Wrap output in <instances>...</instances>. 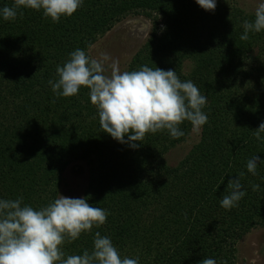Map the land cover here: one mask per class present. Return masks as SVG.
<instances>
[{"label": "trees", "instance_id": "obj_1", "mask_svg": "<svg viewBox=\"0 0 264 264\" xmlns=\"http://www.w3.org/2000/svg\"><path fill=\"white\" fill-rule=\"evenodd\" d=\"M13 3L0 0V9ZM128 15H144L151 28L126 70L173 69L207 96L208 122L175 165L166 154L189 134V121L179 126L180 138L148 133L133 149L102 131L89 89L63 97L48 84L72 51L89 55ZM245 19L254 13L235 0H216L214 11L196 0H83L59 22L28 8L12 21L0 15V199L23 196L34 209L46 206L59 196L67 165L82 160L89 168L82 197L109 215L99 228L66 240L65 258L91 252L99 231L122 258L138 257L139 264H237L238 241L264 227V141L253 136L264 122V30L240 40ZM254 155L261 159L255 176L246 168ZM241 172L246 195L226 210L220 200L227 182Z\"/></svg>", "mask_w": 264, "mask_h": 264}, {"label": "clouds", "instance_id": "obj_2", "mask_svg": "<svg viewBox=\"0 0 264 264\" xmlns=\"http://www.w3.org/2000/svg\"><path fill=\"white\" fill-rule=\"evenodd\" d=\"M83 0H14L12 6L0 9L5 21L15 20L18 10L28 8L43 12L53 22L61 16H71ZM206 11H214L216 0H196ZM23 15V12H19ZM240 40L247 41L249 33L264 30V0L255 8L254 19L242 22ZM110 57L91 58L85 50L75 49L69 59L56 67L58 79L48 84L57 96L76 95L81 87L89 89L90 102L97 108L102 131L120 143L138 148L145 135L167 130L173 139L184 135L180 125L189 121L194 130L208 122L202 109L207 105V96L191 81H181L175 70H163L142 65L138 70L121 71L119 62L113 60L108 68L105 62ZM110 69V72H108ZM108 73V74H106ZM264 122L253 131L258 141H264ZM127 136V140H125ZM254 155L248 159L246 168L257 175L258 162ZM239 176L227 182L228 194L220 200L226 210L238 206L246 195ZM264 179V178H262ZM259 184L252 190L258 191ZM108 211L93 207L88 197L71 198L60 194L46 206L34 209L23 204V196L16 199H0V264H139V258L120 255L108 236L99 231L93 237L91 252L85 249L82 255H67L62 250L65 241L71 243L81 233L91 232L106 223ZM199 264H216L212 258H204ZM221 264H227L221 261Z\"/></svg>", "mask_w": 264, "mask_h": 264}, {"label": "rangeland", "instance_id": "obj_3", "mask_svg": "<svg viewBox=\"0 0 264 264\" xmlns=\"http://www.w3.org/2000/svg\"><path fill=\"white\" fill-rule=\"evenodd\" d=\"M260 2L261 0H235V3L248 13H254ZM150 28L151 21L144 15H128L96 39L89 47V56L101 59L102 54L107 53L110 59L105 62V67L108 68V65L116 60L121 71H125L135 52L148 37ZM199 136L200 129L197 131L192 127L186 138L168 151L166 154L168 163L177 164L199 140ZM88 169L87 164L82 160L69 163L62 173L59 195L71 198L82 197L88 181ZM235 260L237 264H264L263 226L252 228L238 241Z\"/></svg>", "mask_w": 264, "mask_h": 264}]
</instances>
